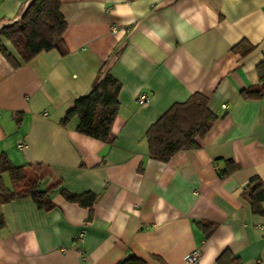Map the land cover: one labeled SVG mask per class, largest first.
Instances as JSON below:
<instances>
[{
	"label": "crops",
	"instance_id": "crops-1",
	"mask_svg": "<svg viewBox=\"0 0 264 264\" xmlns=\"http://www.w3.org/2000/svg\"><path fill=\"white\" fill-rule=\"evenodd\" d=\"M31 1L0 0V27ZM60 12L66 53L18 68L0 54V155L50 201H0V264H187L195 249L196 264L224 251L264 264V202L257 214L242 197L250 180L264 181V96L241 95L264 60V0H60ZM241 41L254 46L245 56L232 51ZM106 73L120 84L111 142L77 132L76 117L61 123ZM195 92L217 115L200 146L150 158L148 128ZM227 160L238 168L220 177ZM62 190L95 202L79 206Z\"/></svg>",
	"mask_w": 264,
	"mask_h": 264
},
{
	"label": "trees",
	"instance_id": "trees-1",
	"mask_svg": "<svg viewBox=\"0 0 264 264\" xmlns=\"http://www.w3.org/2000/svg\"><path fill=\"white\" fill-rule=\"evenodd\" d=\"M65 19L60 12V0H32L23 16L0 27V54L13 67L32 60L37 54L52 49L61 54L67 49L62 38L66 30ZM3 41L11 43L14 52L3 45ZM254 49L248 42L241 41L232 47V51L245 56ZM258 82L241 91L247 99H259L264 96V60L256 67ZM120 84L109 74L97 78L91 91L74 99L73 105L61 119L66 125L76 117V131L91 138L104 142L112 141L111 127L118 109L117 94ZM217 115L208 108V99L199 92L193 93L186 101L173 104L146 131V140L150 158L167 162L175 153L183 150L196 149L205 137ZM238 166L226 161V167L218 172L220 177L233 173ZM7 173L10 188L5 187L2 174ZM30 195L39 205L50 204L43 200L46 191L37 190L36 180L25 176L23 166H14L6 155H0V201H10L16 197ZM62 197L71 203L91 208L95 202L93 193L73 194L61 191ZM242 197L248 201L254 213H262L261 203L264 202V181L253 178L245 187ZM3 220L0 218V229ZM226 256L223 264H238L237 259L224 251L217 259ZM221 262V261H220ZM138 264H145L139 261Z\"/></svg>",
	"mask_w": 264,
	"mask_h": 264
},
{
	"label": "built area",
	"instance_id": "built-area-1",
	"mask_svg": "<svg viewBox=\"0 0 264 264\" xmlns=\"http://www.w3.org/2000/svg\"><path fill=\"white\" fill-rule=\"evenodd\" d=\"M147 100H148V96L145 93H140L136 97L135 102L138 103V104H142V103H145ZM24 146H25V144L23 142H19L17 144V147L19 149H23ZM74 241L76 243L77 242H81L82 241V235L80 234V235L75 236L74 237ZM199 258H200V250L199 249H195V250H193L191 253H189L186 256V263L187 264H196L198 262Z\"/></svg>",
	"mask_w": 264,
	"mask_h": 264
}]
</instances>
